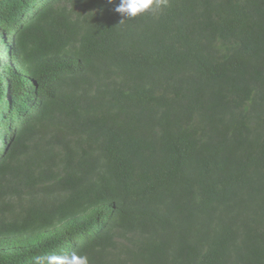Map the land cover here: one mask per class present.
<instances>
[{"label": "trees", "instance_id": "1", "mask_svg": "<svg viewBox=\"0 0 264 264\" xmlns=\"http://www.w3.org/2000/svg\"><path fill=\"white\" fill-rule=\"evenodd\" d=\"M116 3L0 0V264H264V0Z\"/></svg>", "mask_w": 264, "mask_h": 264}, {"label": "clouds", "instance_id": "2", "mask_svg": "<svg viewBox=\"0 0 264 264\" xmlns=\"http://www.w3.org/2000/svg\"><path fill=\"white\" fill-rule=\"evenodd\" d=\"M8 0H2L3 3ZM109 3H113L114 0H108ZM167 7V0H118L114 11L126 19H134L139 15H142L149 11L162 9ZM23 15L31 17L32 15L39 14V6L30 5L22 12ZM121 20V21H123ZM18 40L16 35L10 34L9 30L4 28L0 29V74H7L12 70L17 61ZM38 81H33L31 87H23L21 91L22 98L29 91L37 92L39 95V101L34 108L23 110L21 112L14 110L7 115L8 125L12 131V134L18 133L25 126L30 124L35 117L39 114L44 102L43 93L38 88ZM8 97L10 98V104L17 100L16 91L9 90ZM1 122V120H0ZM11 140L10 136H4L0 139V166L3 163V157L5 152L10 149ZM32 264H89V258L87 255L78 254L73 251L70 253H45L36 255L33 258Z\"/></svg>", "mask_w": 264, "mask_h": 264}]
</instances>
